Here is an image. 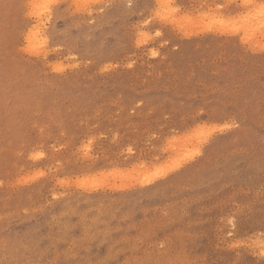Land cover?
<instances>
[{"label":"rangeland","instance_id":"rangeland-1","mask_svg":"<svg viewBox=\"0 0 264 264\" xmlns=\"http://www.w3.org/2000/svg\"><path fill=\"white\" fill-rule=\"evenodd\" d=\"M263 5L0 0V264H264Z\"/></svg>","mask_w":264,"mask_h":264},{"label":"bare ground","instance_id":"bare-ground-1","mask_svg":"<svg viewBox=\"0 0 264 264\" xmlns=\"http://www.w3.org/2000/svg\"><path fill=\"white\" fill-rule=\"evenodd\" d=\"M166 2V1H165ZM168 2H171V1H168ZM161 3V2H160ZM169 4V3H168ZM168 4H166V7L167 8H170V7H168ZM256 4V3H255ZM164 6H165V3H164ZM264 6V5H263ZM173 8V7H172ZM171 8V9H172ZM49 10V9H48ZM164 10V9H163ZM166 10V9H165ZM260 10H262V8L261 9H259V11ZM173 11V9L171 10V12ZM50 12V11H49ZM35 13H36V11H35ZM38 13V12H37ZM46 13V12H45ZM168 13H169V11H168ZM174 13V12H173ZM255 13H257V12H255ZM163 14H164V12H163ZM167 14V13H166ZM36 15V17H37V19H38V23L36 22V25H35V27L34 28H31L30 29V32L28 33V35H27V37H26V40L28 41V45H33V46H37V45H40L41 44V41L43 40L42 39V36H43V34H42V28H44L45 26H44V23H43V20H42V18H41V15L38 13V15L37 14H35ZM44 15V14H43ZM47 15V14H46ZM48 15H49V13H48ZM47 15V16H48ZM170 15V14H169ZM173 15V14H172ZM263 15H264V13L261 15V13L259 14V16H262V18L264 19V17H263ZM50 16V15H49ZM45 17V16H44ZM258 17V15L256 16V18ZM256 18H254V17H252V19H255L256 20ZM262 18H260V19H262ZM46 18H44V20H45ZM258 20H259V17L257 18ZM255 20H254V22H255ZM47 21H48V19H47ZM257 21V20H256ZM262 21V20H261ZM260 21V22H261ZM264 21V20H263ZM254 22H253V25H254ZM258 22V21H257ZM260 22H258V24H262V23H260ZM48 23V22H47ZM256 23V22H255ZM249 24L251 25V23H246V24H244L245 26H249ZM263 25H264V23H263ZM262 25V26H263ZM44 26V27H43ZM255 26V25H254ZM256 27H258V26H256ZM246 28V27H245ZM261 28V27H260ZM250 30H252V29H250ZM253 32V31H252ZM45 38V37H44ZM41 40V41H40ZM44 43V42H43ZM42 43V44H43ZM38 50V49H37ZM42 50H44V49H42ZM42 52V51H41Z\"/></svg>","mask_w":264,"mask_h":264}]
</instances>
